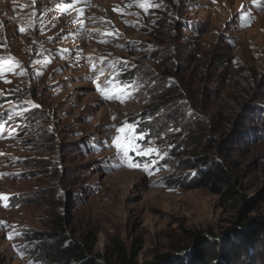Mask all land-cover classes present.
Returning a JSON list of instances; mask_svg holds the SVG:
<instances>
[{"label": "rangeland", "instance_id": "rangeland-1", "mask_svg": "<svg viewBox=\"0 0 264 264\" xmlns=\"http://www.w3.org/2000/svg\"><path fill=\"white\" fill-rule=\"evenodd\" d=\"M204 127L239 172L226 205L164 180ZM0 194V264H47L60 215L136 264H188V232L221 241L241 210L264 220V0H0ZM226 264H264L260 243Z\"/></svg>", "mask_w": 264, "mask_h": 264}, {"label": "trees", "instance_id": "trees-1", "mask_svg": "<svg viewBox=\"0 0 264 264\" xmlns=\"http://www.w3.org/2000/svg\"><path fill=\"white\" fill-rule=\"evenodd\" d=\"M206 133L205 127L197 129L180 142L179 154L185 156L178 160L175 171L166 175L164 180L169 186L205 189L217 195L218 203L222 206L241 196L239 172L235 160H232L233 156L222 151L221 140L208 137ZM213 149H216L213 154L217 158L209 154V150ZM244 204L247 210L254 207L253 200H245ZM53 221L51 230L37 237L41 239L38 251L45 255L47 264H136L121 242L111 239L105 254L100 256L93 252L94 240L75 242L61 232V215L54 217ZM235 226L233 234L221 241L201 236L199 232H188L193 244L188 264H226L253 250L257 242L260 243L264 256V220L249 218L246 210H241ZM188 249L189 247H185L183 250L187 252ZM165 258L166 255L160 257L163 260Z\"/></svg>", "mask_w": 264, "mask_h": 264}, {"label": "snow or ice", "instance_id": "snow-or-ice-1", "mask_svg": "<svg viewBox=\"0 0 264 264\" xmlns=\"http://www.w3.org/2000/svg\"><path fill=\"white\" fill-rule=\"evenodd\" d=\"M84 2H87V0H84ZM71 7H75V5H68V6L65 8V11H67L68 8H71ZM139 7H140L141 9H143L145 12H147L149 8H164V7H166V5H163V4H154V3H148V2H143V3H140V4H139ZM241 9H244V5H243V4L241 5ZM33 15H35V13H33ZM80 23H81V25H82V24H83V21H80ZM126 23H127V21H126ZM21 31H23V29H21ZM117 34H118V33H117ZM9 69H11V66H10V65H9ZM109 98H111V99H116V98H118V96L108 97V96L105 95V99H109ZM119 131H124V129L121 128V129H119ZM142 138H143V136H141V139H142ZM117 139H119V138H117ZM117 147H120V146L117 145ZM152 151H155V149L149 148L147 151H140V152H138V154L144 156V155H148V154L151 153ZM165 155H167V153H165ZM121 158H122L123 160H125V161H129V157H128V155H127V149H124ZM127 166H128V167H131V168L139 167L138 164L131 163V162H129ZM143 170H144L145 172H150V168H149V166H148L147 164H145V165L143 166ZM3 199H7V197L4 196V194H0V200H3ZM25 247H27V246H25Z\"/></svg>", "mask_w": 264, "mask_h": 264}]
</instances>
